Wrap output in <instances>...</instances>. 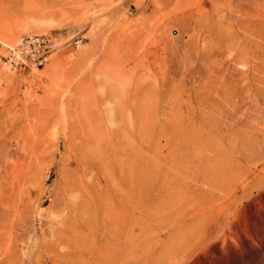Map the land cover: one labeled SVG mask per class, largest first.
I'll return each instance as SVG.
<instances>
[{"label":"rangeland","instance_id":"obj_1","mask_svg":"<svg viewBox=\"0 0 264 264\" xmlns=\"http://www.w3.org/2000/svg\"><path fill=\"white\" fill-rule=\"evenodd\" d=\"M0 264H264V0H0Z\"/></svg>","mask_w":264,"mask_h":264},{"label":"built area","instance_id":"obj_2","mask_svg":"<svg viewBox=\"0 0 264 264\" xmlns=\"http://www.w3.org/2000/svg\"><path fill=\"white\" fill-rule=\"evenodd\" d=\"M51 38L46 36L21 37L17 45L8 47L5 61L14 68L42 65L50 54Z\"/></svg>","mask_w":264,"mask_h":264},{"label":"bare ground","instance_id":"obj_3","mask_svg":"<svg viewBox=\"0 0 264 264\" xmlns=\"http://www.w3.org/2000/svg\"><path fill=\"white\" fill-rule=\"evenodd\" d=\"M5 34H6L7 36H12V31L8 30V31H6ZM19 39H20V38H19ZM19 39H18V41H19ZM18 41H17L16 43L12 44V45H6V47H13V46L17 45ZM53 68L55 69V68H56V65H54Z\"/></svg>","mask_w":264,"mask_h":264}]
</instances>
